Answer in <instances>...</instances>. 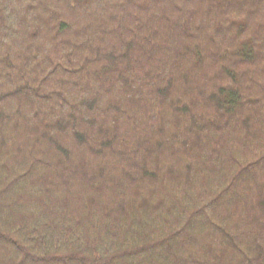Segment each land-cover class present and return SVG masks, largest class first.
I'll return each mask as SVG.
<instances>
[{
	"label": "trees",
	"instance_id": "1",
	"mask_svg": "<svg viewBox=\"0 0 264 264\" xmlns=\"http://www.w3.org/2000/svg\"><path fill=\"white\" fill-rule=\"evenodd\" d=\"M0 264H264V0H0Z\"/></svg>",
	"mask_w": 264,
	"mask_h": 264
}]
</instances>
